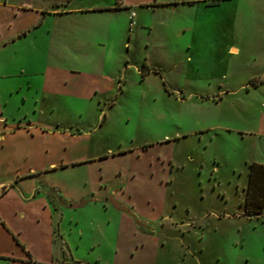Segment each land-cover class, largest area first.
I'll use <instances>...</instances> for the list:
<instances>
[{"label":"rangeland","instance_id":"1","mask_svg":"<svg viewBox=\"0 0 264 264\" xmlns=\"http://www.w3.org/2000/svg\"><path fill=\"white\" fill-rule=\"evenodd\" d=\"M32 1L11 30L31 29L0 35L5 119L34 113L43 63L62 58L43 53V30L71 23L54 12L43 28ZM131 1L93 52L104 92L56 112L90 159L66 171L74 200L54 202L81 260L56 264H264V206L248 195L250 166L264 165V0Z\"/></svg>","mask_w":264,"mask_h":264},{"label":"crops","instance_id":"2","mask_svg":"<svg viewBox=\"0 0 264 264\" xmlns=\"http://www.w3.org/2000/svg\"><path fill=\"white\" fill-rule=\"evenodd\" d=\"M32 2L0 0V13L5 17L0 22V35L5 31L21 35L31 29V22L20 18V26L11 30L17 24L12 21L16 10L31 7ZM50 2L55 3V9L50 8ZM138 4L131 0H101L80 6L76 0H43V28L54 12L71 23L54 31L43 30V53L62 58L43 63V81L35 87L38 99L33 102L34 113L0 117V264H56L68 256L81 260L71 244L60 237L54 202L63 205L74 200L62 191L67 186L63 180L66 171L90 159L84 155L87 145L81 135L55 116L65 108L72 115L78 112L74 101L104 92L105 88L95 81L96 74L104 73L103 65L98 63L101 55L97 54V59L93 52L106 44L109 35L117 33L110 13L128 11ZM133 13L135 17L134 10L128 13L129 19ZM78 20L83 21L81 25L75 22ZM19 89L13 91L21 92ZM23 95L24 101L35 99L28 93ZM38 111L39 118L34 115Z\"/></svg>","mask_w":264,"mask_h":264},{"label":"trees","instance_id":"3","mask_svg":"<svg viewBox=\"0 0 264 264\" xmlns=\"http://www.w3.org/2000/svg\"><path fill=\"white\" fill-rule=\"evenodd\" d=\"M249 197L256 207L264 206V165L253 163L250 166Z\"/></svg>","mask_w":264,"mask_h":264},{"label":"built area","instance_id":"4","mask_svg":"<svg viewBox=\"0 0 264 264\" xmlns=\"http://www.w3.org/2000/svg\"><path fill=\"white\" fill-rule=\"evenodd\" d=\"M131 20H132V23H134V13L131 15Z\"/></svg>","mask_w":264,"mask_h":264}]
</instances>
